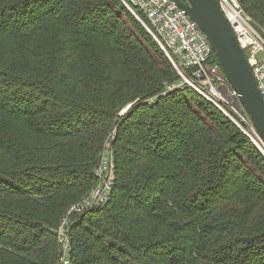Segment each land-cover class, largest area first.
Returning <instances> with one entry per match:
<instances>
[{
    "label": "trees",
    "instance_id": "trees-1",
    "mask_svg": "<svg viewBox=\"0 0 264 264\" xmlns=\"http://www.w3.org/2000/svg\"><path fill=\"white\" fill-rule=\"evenodd\" d=\"M239 3L264 29V0ZM179 80L119 0H0V264H60L113 130L67 264H264V155Z\"/></svg>",
    "mask_w": 264,
    "mask_h": 264
},
{
    "label": "built area",
    "instance_id": "built-area-1",
    "mask_svg": "<svg viewBox=\"0 0 264 264\" xmlns=\"http://www.w3.org/2000/svg\"><path fill=\"white\" fill-rule=\"evenodd\" d=\"M138 20L167 56L182 80L174 86L188 85L216 106L264 155V143L244 110L237 92L226 79L213 50L198 24L171 0H119ZM218 6L231 25L236 40L243 50L256 86L264 99V29L259 31L241 7L239 0H217ZM238 105L244 112L241 126L230 117ZM122 114V113H121ZM113 130L104 143L94 169L95 186L82 199L72 203L55 229L62 250L60 264H67L69 230L74 219L109 200L115 182L114 152L111 142Z\"/></svg>",
    "mask_w": 264,
    "mask_h": 264
},
{
    "label": "water",
    "instance_id": "water-1",
    "mask_svg": "<svg viewBox=\"0 0 264 264\" xmlns=\"http://www.w3.org/2000/svg\"><path fill=\"white\" fill-rule=\"evenodd\" d=\"M171 1L182 8L204 32L226 79L237 92L244 110L264 143V99L217 0Z\"/></svg>",
    "mask_w": 264,
    "mask_h": 264
},
{
    "label": "rangeland",
    "instance_id": "rangeland-1",
    "mask_svg": "<svg viewBox=\"0 0 264 264\" xmlns=\"http://www.w3.org/2000/svg\"><path fill=\"white\" fill-rule=\"evenodd\" d=\"M257 29L259 31H262L261 28L257 27ZM177 73V72H176ZM178 74V73H177ZM179 76V82L182 80V76ZM183 81V80H182ZM175 84L171 85L172 87L174 86ZM188 86V85H187ZM167 87H169V85H167ZM183 87V86H181ZM192 88V87H191ZM193 89V88H192ZM195 91V89H193ZM197 93V92H196ZM202 97V96H201ZM136 101V100H135ZM131 103H128L126 104L122 109L121 111L119 112V115H121V113H125L129 107H130ZM221 112V111H220ZM226 116V115H225ZM227 117V116H226ZM230 117L235 121V123L237 122L240 126V122H242L243 124H245L246 120H245V115H244V112L243 110L238 106V105H235L234 107V110L231 111V114H230ZM234 123V122H233ZM252 141V140H251Z\"/></svg>",
    "mask_w": 264,
    "mask_h": 264
}]
</instances>
